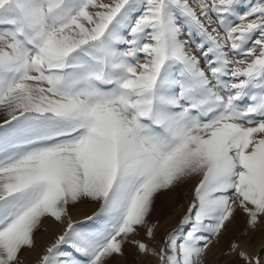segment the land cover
I'll return each mask as SVG.
<instances>
[{"label": "snow or ice", "instance_id": "1", "mask_svg": "<svg viewBox=\"0 0 264 264\" xmlns=\"http://www.w3.org/2000/svg\"><path fill=\"white\" fill-rule=\"evenodd\" d=\"M238 214L264 264V0H0V264H208Z\"/></svg>", "mask_w": 264, "mask_h": 264}, {"label": "rangeland", "instance_id": "2", "mask_svg": "<svg viewBox=\"0 0 264 264\" xmlns=\"http://www.w3.org/2000/svg\"><path fill=\"white\" fill-rule=\"evenodd\" d=\"M187 202L188 198L183 195L182 191L166 194L157 200L152 219H159L161 235L175 226L180 216L184 213ZM92 210V206H81L78 210H74V215H76L77 218H82L84 213L90 214ZM243 228V217L238 214L236 222L229 225V231L221 239V243L219 245H214L208 253V264H228V260L223 253L227 248L228 241L238 235ZM54 237L55 230H50L49 233L38 235V250L32 252L25 251L22 254L25 264H36L40 251H42L43 247L47 244L51 243ZM256 238H259V232ZM119 259L120 264H141L140 259L135 254V250L130 245L125 248V256Z\"/></svg>", "mask_w": 264, "mask_h": 264}]
</instances>
